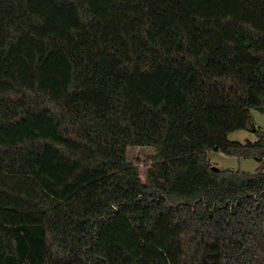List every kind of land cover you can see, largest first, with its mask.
<instances>
[{"label": "trees", "instance_id": "16d2710c", "mask_svg": "<svg viewBox=\"0 0 264 264\" xmlns=\"http://www.w3.org/2000/svg\"><path fill=\"white\" fill-rule=\"evenodd\" d=\"M251 110L264 0H0V264H264Z\"/></svg>", "mask_w": 264, "mask_h": 264}, {"label": "rangeland", "instance_id": "374dc122", "mask_svg": "<svg viewBox=\"0 0 264 264\" xmlns=\"http://www.w3.org/2000/svg\"><path fill=\"white\" fill-rule=\"evenodd\" d=\"M168 112H169V115H171L173 113L171 109H169ZM250 116H251L253 128L258 130V131L264 132V115L257 112L256 110H251ZM183 121H184V119H180V120L177 119L174 122L172 121L173 130L183 128V126H184ZM193 121L195 122V124H198L199 127L201 126V124H200L201 117L199 114L195 113V118H193ZM193 127H192V130H194ZM228 139L231 141H236V142H241V143H244L246 141L254 142L256 140V135L252 131V128H251L250 130H242V131L233 132V133L228 135ZM148 151L149 150H147V149L141 150L139 148H136L131 153V155L134 157H140L139 158L140 163L138 164V168L140 171V178L143 181H144L146 170L148 169V163L144 162L145 160L143 158L144 157L143 152H148ZM141 154L143 157L139 156ZM207 159H208L211 166H216L220 170L242 171V172H246V173H255L263 165L262 163L257 162L253 159L235 158L233 156H230L228 153H225L222 150L221 151L209 150V152L207 154Z\"/></svg>", "mask_w": 264, "mask_h": 264}, {"label": "water", "instance_id": "95a60500", "mask_svg": "<svg viewBox=\"0 0 264 264\" xmlns=\"http://www.w3.org/2000/svg\"><path fill=\"white\" fill-rule=\"evenodd\" d=\"M212 170H214V171H219V168H217L216 166H212Z\"/></svg>", "mask_w": 264, "mask_h": 264}, {"label": "crops", "instance_id": "0c3cea01", "mask_svg": "<svg viewBox=\"0 0 264 264\" xmlns=\"http://www.w3.org/2000/svg\"><path fill=\"white\" fill-rule=\"evenodd\" d=\"M209 150L207 151V154H208Z\"/></svg>", "mask_w": 264, "mask_h": 264}]
</instances>
